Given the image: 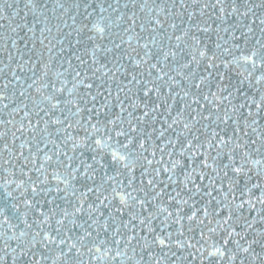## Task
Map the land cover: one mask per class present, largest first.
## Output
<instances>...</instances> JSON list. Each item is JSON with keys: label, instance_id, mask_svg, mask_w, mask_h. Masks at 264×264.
<instances>
[{"label": "snow or ice", "instance_id": "snow-or-ice-1", "mask_svg": "<svg viewBox=\"0 0 264 264\" xmlns=\"http://www.w3.org/2000/svg\"><path fill=\"white\" fill-rule=\"evenodd\" d=\"M0 194V264H264V0H0Z\"/></svg>", "mask_w": 264, "mask_h": 264}, {"label": "water", "instance_id": "water-1", "mask_svg": "<svg viewBox=\"0 0 264 264\" xmlns=\"http://www.w3.org/2000/svg\"><path fill=\"white\" fill-rule=\"evenodd\" d=\"M5 200L3 199L2 194H0V205H5ZM9 211H11V209H9Z\"/></svg>", "mask_w": 264, "mask_h": 264}]
</instances>
